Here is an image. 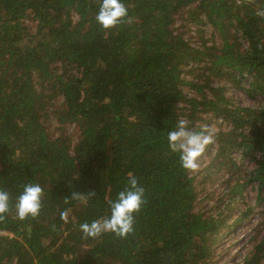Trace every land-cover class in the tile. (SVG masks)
<instances>
[{
	"label": "trees",
	"instance_id": "16d2710c",
	"mask_svg": "<svg viewBox=\"0 0 264 264\" xmlns=\"http://www.w3.org/2000/svg\"><path fill=\"white\" fill-rule=\"evenodd\" d=\"M123 2L127 17L105 30L99 0H0V264H215L255 212L228 222L245 185L264 201V0ZM227 84L253 106L235 105ZM179 119L213 133L198 171L167 147ZM222 169L225 191L207 193ZM129 173L146 190L134 231L84 237L79 224L108 214ZM29 182L42 207L20 220ZM261 224L241 264H264Z\"/></svg>",
	"mask_w": 264,
	"mask_h": 264
},
{
	"label": "clouds",
	"instance_id": "9594fccd",
	"mask_svg": "<svg viewBox=\"0 0 264 264\" xmlns=\"http://www.w3.org/2000/svg\"><path fill=\"white\" fill-rule=\"evenodd\" d=\"M127 15L128 8L123 0H99L95 21L101 28L108 30L118 26ZM255 15L264 18V7L257 8ZM213 140L212 132L205 128L194 130L185 119H179L173 129L167 132L169 151L178 156L182 169L192 172L199 170L201 158ZM145 191L136 176L129 173L125 187L108 202V214L80 223V232L86 238H98L109 233L126 238L134 231L135 214L146 204ZM43 194L39 183H25L14 203L16 216L20 220L38 216ZM9 201V193L0 190V215L9 211ZM61 217L65 218L66 214L62 212Z\"/></svg>",
	"mask_w": 264,
	"mask_h": 264
},
{
	"label": "rangeland",
	"instance_id": "374dc122",
	"mask_svg": "<svg viewBox=\"0 0 264 264\" xmlns=\"http://www.w3.org/2000/svg\"><path fill=\"white\" fill-rule=\"evenodd\" d=\"M246 83L247 80L245 81V84ZM227 87L228 88L226 91V96L231 98V100H233L232 102L235 105L242 107L253 106V101L249 99L248 96H246L245 92H243L242 90H238L237 88H234L232 85L229 84H227ZM215 121L216 120L211 119V121L206 124L205 127L208 129L214 128V130H216L217 127H215ZM222 127H224V125H222ZM213 145L206 151V154H208V152L212 153L214 151ZM231 154L234 156V158L237 157V154H234L233 152ZM203 158H205L206 160L208 159L207 157ZM206 163L207 161H203V163H201L200 168H202ZM226 172V169H222L221 171H219V174L216 173L217 175L213 177V182H210L207 186H205L207 187V193H212L216 191L221 194V191L224 190V187L217 186V184H220L221 180L227 181L230 175ZM217 177L219 180L215 181ZM243 198L244 200L240 198L238 199L239 203L233 204L232 210L228 214V222L231 223L234 219H236L240 215L241 210H244V208L247 206L251 205V207L255 209V212L248 218L243 219L241 222H239L233 232L226 234L222 238L220 244L218 245L215 251V264H241L244 257L250 252L251 248L253 247V243L251 242L253 231L255 230L256 226L261 222L262 224L259 226V238L264 237V201L260 204L257 202L256 191L251 187L249 183H247L244 187ZM213 203V200H206L204 202H201L198 208L207 210Z\"/></svg>",
	"mask_w": 264,
	"mask_h": 264
}]
</instances>
